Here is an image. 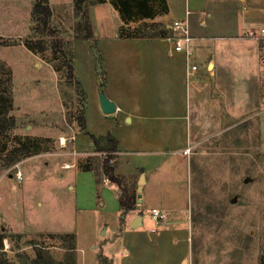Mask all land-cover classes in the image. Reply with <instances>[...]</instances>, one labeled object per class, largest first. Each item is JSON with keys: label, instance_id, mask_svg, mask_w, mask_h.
Instances as JSON below:
<instances>
[{"label": "rangeland", "instance_id": "obj_1", "mask_svg": "<svg viewBox=\"0 0 264 264\" xmlns=\"http://www.w3.org/2000/svg\"><path fill=\"white\" fill-rule=\"evenodd\" d=\"M34 2L0 0V82L9 79L8 115L14 123L0 136L2 251L10 264H76L68 234L73 233L87 257L102 253L132 264L125 253L131 237L124 236L115 197L102 195L106 188L92 175H83L74 190L65 176L73 166L80 169L88 159L96 165L102 157L74 153L86 100L81 93L95 86L96 78L100 84L101 59L93 47L76 43L78 74L86 79L81 88L68 79V54L76 39L110 37L122 23L111 5L85 0L78 12L74 0H48L50 25L57 31L50 37L36 29ZM140 23L150 22L134 19L130 26ZM227 124L191 146L187 157L172 149L158 157L164 167L153 182V199L163 202L172 222L189 226L190 264L264 263V141L256 116ZM15 149L26 156L14 161ZM150 205L146 198L136 200L133 213Z\"/></svg>", "mask_w": 264, "mask_h": 264}, {"label": "crops", "instance_id": "obj_2", "mask_svg": "<svg viewBox=\"0 0 264 264\" xmlns=\"http://www.w3.org/2000/svg\"><path fill=\"white\" fill-rule=\"evenodd\" d=\"M165 1L166 10L143 20L165 26L169 32L163 37L119 38L117 29L110 37L95 41L93 37L76 39L73 44L74 76L80 87L85 86L86 79L78 74L79 54L75 45L83 42L93 47L96 58L101 59L105 75L102 91L116 107L111 114L102 112L96 78L95 86L84 92L85 123L75 136V155L94 154L90 136L109 134L117 141L115 172L129 177L143 171L134 185L143 174L141 202L146 198L151 205L142 209L141 226L136 229L130 230L136 214L129 213L123 232L125 238L131 237L129 243L127 238L123 240L129 245L125 253L131 256L132 264H190L189 226L172 222L163 202L153 199V182L164 167L159 154L172 149L187 157L181 154L184 149L219 131L223 123L232 126L253 116L264 141V40L247 36L252 30L264 28V0ZM97 5L111 4L108 0ZM153 7L157 11L162 9L158 0ZM185 19L194 38V54L190 58L173 51L167 40L179 35L172 27L173 22ZM191 64L197 65L196 72H189ZM68 171L65 176L69 175V182L75 185L67 187L74 190L80 188V178L85 174L92 175L96 182L100 168L98 163L91 171L74 166ZM147 171L151 172L149 179ZM105 180L101 178V186L106 188L102 195L115 197L116 213L121 219L117 191L112 192L116 188ZM58 181L61 180L55 182ZM100 205L104 203L101 201ZM154 208L165 214L160 223L149 216ZM68 234H72L71 250L76 252V264H87L89 259V264H96L97 254L87 257L78 246L77 235ZM108 258L112 264L125 263L123 258L119 263L115 256Z\"/></svg>", "mask_w": 264, "mask_h": 264}, {"label": "trees", "instance_id": "obj_3", "mask_svg": "<svg viewBox=\"0 0 264 264\" xmlns=\"http://www.w3.org/2000/svg\"><path fill=\"white\" fill-rule=\"evenodd\" d=\"M85 0H74L75 9L78 12H81L82 5ZM108 0H94L96 4H102L107 2ZM152 0H109L111 6L117 11L118 16L121 21V25L118 28V37L119 38H145V37H163L165 36L169 30L165 27H159L157 23H149L145 24L141 23L137 26H130V22L134 19L145 20L152 19L157 15L158 12H163L166 10V1L158 0L160 2L161 10L157 11L153 5ZM156 1V0H154ZM32 16L35 22L37 23V30L39 29L41 32L46 33L47 36L55 37L56 29L51 27L50 20L52 16L51 9L48 5V0H35ZM91 38V35H87L85 39ZM57 39L54 41V48L56 47ZM66 56V53H63ZM97 61L99 62V57L97 56ZM67 70H68V79L70 81H74L76 85L80 87V84L76 81L74 76V57L73 53L70 52L68 54L67 59ZM100 77L99 92H103L105 75L102 72H98ZM84 97V93H81ZM12 107V99H11V86L9 79L5 83L0 82V136L7 132L14 125L13 118L9 116V111ZM84 107L82 106L81 116L77 118V121L82 129H84ZM91 144L93 147V151L95 154L102 155L101 160L99 161L100 171L98 173V178L96 179V184H101V178H105L111 183L117 190L118 193V204L121 218L120 225L125 226V217L129 213H133L138 210L136 206V198L134 196V192L136 191V186L134 183L136 182V176H122L118 175L115 172L116 162L118 158L117 151V141L111 135H106L103 137L95 138L90 136ZM15 153H18V157H15L14 161L21 159L26 156L17 149H15ZM91 158V157H90ZM92 159H88L87 165H81L80 169L82 171H91L93 168ZM142 170H139V173H142ZM3 236L0 235V264H10L8 259L5 258V254L2 251ZM38 256L36 255V258ZM34 264H44V263H34ZM96 264H112L111 260L104 256L102 253L97 255V263ZM264 264V263H263Z\"/></svg>", "mask_w": 264, "mask_h": 264}, {"label": "built area", "instance_id": "obj_4", "mask_svg": "<svg viewBox=\"0 0 264 264\" xmlns=\"http://www.w3.org/2000/svg\"><path fill=\"white\" fill-rule=\"evenodd\" d=\"M187 15L190 14L189 11L186 12ZM172 27L179 32V35L168 37L167 40L171 45V48L175 52H180L185 55L186 58H190L194 54V47L192 46L193 36L189 30V24L187 19L185 20H176L173 22ZM250 39L261 41L264 40V28L259 30H252L247 35ZM198 70L197 65L191 64L189 65V72H196ZM188 72V73H189ZM62 140V138H61ZM64 142V141H61ZM190 147L184 149L181 154L189 155ZM105 181H108L107 179ZM149 216L153 219L156 223H160L165 219V214L160 211L159 209H151ZM6 250V248L4 247Z\"/></svg>", "mask_w": 264, "mask_h": 264}, {"label": "water", "instance_id": "obj_5", "mask_svg": "<svg viewBox=\"0 0 264 264\" xmlns=\"http://www.w3.org/2000/svg\"><path fill=\"white\" fill-rule=\"evenodd\" d=\"M98 98H99V102H100V107L101 110L104 114L108 115L111 114L115 111L116 107L114 105L113 102H111L106 95L104 94V92H99L98 93ZM244 182H247V180H245ZM144 183V175L141 174L138 182L136 185V194L134 195L137 202L140 204L141 203V196H142V185ZM234 201V199H232V202ZM124 218V217H122ZM141 219H142V214L141 213H137L134 217V219L131 221L130 223V228L131 229H136L139 226H141Z\"/></svg>", "mask_w": 264, "mask_h": 264}, {"label": "bare ground", "instance_id": "obj_6", "mask_svg": "<svg viewBox=\"0 0 264 264\" xmlns=\"http://www.w3.org/2000/svg\"><path fill=\"white\" fill-rule=\"evenodd\" d=\"M62 140L64 141V139L62 138Z\"/></svg>", "mask_w": 264, "mask_h": 264}]
</instances>
